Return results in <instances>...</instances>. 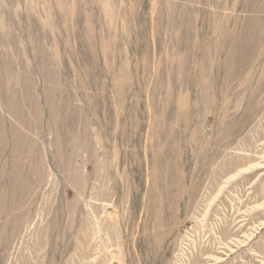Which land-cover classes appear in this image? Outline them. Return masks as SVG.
I'll list each match as a JSON object with an SVG mask.
<instances>
[{
	"label": "rangeland",
	"instance_id": "obj_1",
	"mask_svg": "<svg viewBox=\"0 0 264 264\" xmlns=\"http://www.w3.org/2000/svg\"><path fill=\"white\" fill-rule=\"evenodd\" d=\"M0 264H264V0H0Z\"/></svg>",
	"mask_w": 264,
	"mask_h": 264
}]
</instances>
